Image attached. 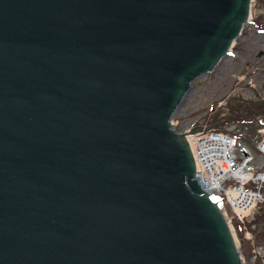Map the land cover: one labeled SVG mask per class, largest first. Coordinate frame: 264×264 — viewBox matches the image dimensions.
Instances as JSON below:
<instances>
[{
	"label": "water",
	"instance_id": "water-1",
	"mask_svg": "<svg viewBox=\"0 0 264 264\" xmlns=\"http://www.w3.org/2000/svg\"><path fill=\"white\" fill-rule=\"evenodd\" d=\"M251 4L0 0V264H244L170 121Z\"/></svg>",
	"mask_w": 264,
	"mask_h": 264
},
{
	"label": "rangeland",
	"instance_id": "rangeland-1",
	"mask_svg": "<svg viewBox=\"0 0 264 264\" xmlns=\"http://www.w3.org/2000/svg\"><path fill=\"white\" fill-rule=\"evenodd\" d=\"M264 15V0H253L251 20L257 15ZM240 99V100H239ZM246 100L254 103L264 101V33L255 31L253 23H248L242 35L235 41L228 57L209 74L195 80L190 91L178 107L172 120L176 129H184L190 124L205 125L214 114H220L219 131L243 132L246 127L227 119L232 116L229 106L235 101ZM240 104V103H239ZM241 105V104H240ZM239 143L257 153L259 141L256 136L239 138ZM250 139V140H249ZM228 219L231 220L229 211ZM263 212L257 207L249 216L248 221L261 219L260 226L248 228L246 222L241 256L244 264H264V219ZM236 242L240 248L241 242L234 222L230 223Z\"/></svg>",
	"mask_w": 264,
	"mask_h": 264
},
{
	"label": "built area",
	"instance_id": "built-area-1",
	"mask_svg": "<svg viewBox=\"0 0 264 264\" xmlns=\"http://www.w3.org/2000/svg\"><path fill=\"white\" fill-rule=\"evenodd\" d=\"M188 129L189 126L184 131ZM187 138L195 149L198 167L195 175L199 184L207 191L224 195L232 218L243 223L263 200L264 140L259 155L255 156L235 139L221 133H197Z\"/></svg>",
	"mask_w": 264,
	"mask_h": 264
},
{
	"label": "trees",
	"instance_id": "trees-1",
	"mask_svg": "<svg viewBox=\"0 0 264 264\" xmlns=\"http://www.w3.org/2000/svg\"><path fill=\"white\" fill-rule=\"evenodd\" d=\"M253 26L255 31L258 33H264V15H257L254 18H252ZM240 100V99H239ZM241 105H240V104ZM234 103V105L229 106V113L232 114L231 117H236L238 119L235 120L236 123H238L240 126L245 129V131L241 132H229L224 131L229 135H236L238 137H244L245 134L248 136H256L257 140L259 141L261 137L258 134L259 130L264 128V101L259 103H254L252 101H246L242 100ZM220 117V114H214L212 115L209 120L207 121V124L210 125L211 123L215 122ZM234 120V119H233ZM250 140V139H249ZM260 211L263 212L264 219V203L259 206ZM261 219L256 218L254 221H248L247 226L249 229L252 228L253 225L260 226ZM234 227L238 231V237L240 238L241 246L240 249L242 250L243 245H245V241L243 239L244 232L242 231L240 225L238 222H234Z\"/></svg>",
	"mask_w": 264,
	"mask_h": 264
},
{
	"label": "bare ground",
	"instance_id": "bare-ground-1",
	"mask_svg": "<svg viewBox=\"0 0 264 264\" xmlns=\"http://www.w3.org/2000/svg\"><path fill=\"white\" fill-rule=\"evenodd\" d=\"M230 54V53H229ZM229 54L226 56V57H228L229 56ZM195 178H196V175H195Z\"/></svg>",
	"mask_w": 264,
	"mask_h": 264
}]
</instances>
